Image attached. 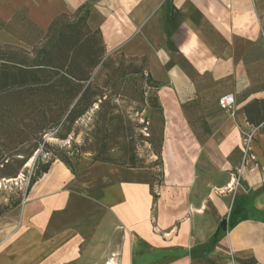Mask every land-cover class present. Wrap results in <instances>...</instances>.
I'll list each match as a JSON object with an SVG mask.
<instances>
[{"label": "crops", "instance_id": "crops-1", "mask_svg": "<svg viewBox=\"0 0 264 264\" xmlns=\"http://www.w3.org/2000/svg\"><path fill=\"white\" fill-rule=\"evenodd\" d=\"M84 4L106 51L160 82L162 176L56 160L0 216V264H264V122L245 112L264 99V0H0V42L24 44L19 11L44 31Z\"/></svg>", "mask_w": 264, "mask_h": 264}, {"label": "trees", "instance_id": "trees-1", "mask_svg": "<svg viewBox=\"0 0 264 264\" xmlns=\"http://www.w3.org/2000/svg\"><path fill=\"white\" fill-rule=\"evenodd\" d=\"M80 13L83 14L77 21L66 20L67 14L53 19L47 30L49 41L37 51L35 59L28 58V51L21 56L10 45H7L8 51L0 48V178L16 177L41 144L49 147L44 136L50 130L56 127L60 131L66 130L65 134L58 135L65 139L73 125L96 103V136L100 148L92 160L133 168H155L160 164L159 176H162L165 116L158 95L160 82L147 73L148 83L155 90L150 97L151 108L159 127L158 135L151 139L157 143L155 155L158 163L146 165L138 155L130 128L125 125L121 114L114 113L115 105L111 104V97L106 93L109 87L110 92L119 93V87L130 80L126 78L128 72L121 73L120 69H116L115 76L106 78L104 85L97 83L99 73L112 66L113 58L110 55L105 57L101 31L92 30L87 23L89 5L84 4L74 15L79 16ZM96 35L100 36L101 44L92 40ZM139 59L147 66L146 57ZM98 66V73L93 75ZM131 70L129 73L142 72L141 68L136 67ZM245 112L251 123H263L264 99L249 103ZM122 136L124 141H121ZM26 145L27 155L21 153L26 152ZM119 146L123 148L122 153H113ZM69 154L70 151L61 153L57 158L76 172L74 163L79 161L80 154ZM39 158L30 187L49 171L54 162L49 160L42 163ZM156 176L155 172L153 181L159 180ZM19 203H15V206Z\"/></svg>", "mask_w": 264, "mask_h": 264}, {"label": "rangeland", "instance_id": "rangeland-1", "mask_svg": "<svg viewBox=\"0 0 264 264\" xmlns=\"http://www.w3.org/2000/svg\"><path fill=\"white\" fill-rule=\"evenodd\" d=\"M74 13L67 14L65 19L77 21L83 14L80 13L79 16H75ZM3 24L5 23L0 21V25ZM10 29L18 32V36L24 41V44L20 46L3 44L0 42L1 50H10L7 47V45H10L13 48L12 50L19 51L21 56L24 54V51H28L29 57H27L30 60L35 59L37 51L42 46L46 45L50 38V35L47 33L48 28L44 31L36 28L34 24L26 19L22 11H19L15 15L14 24ZM92 40H96L101 44L99 35H96ZM108 55L113 58L112 66L108 69L101 70L97 78V83L104 85V80L106 78L115 76L116 69H120L121 73L125 71V73L128 72L126 78H130V80L119 87V93L110 92V87L106 93L111 97V104L115 105L113 107L114 113L121 114L125 125L130 128L139 157L143 159L146 165L158 163L157 156L155 155L157 143L151 141L153 137L158 135L157 129L159 127L157 120H155L152 114L151 108L150 97L155 90L150 86V83H148L146 76L148 69L146 63L139 58L128 57L119 51H114L112 53L106 51L105 57ZM133 67L141 68L142 72L138 74L129 73L132 71L131 69ZM99 69L100 66L95 69L93 75L98 73ZM142 96L144 98H142ZM97 109L98 103H96L80 121L73 125L71 133H69L65 139L59 138L58 135L61 133L65 134L67 132L66 130L61 129L60 131L58 127L50 130L44 136L50 145L49 147H43L41 144L39 149L29 158L16 177L0 178V211H3L0 216L23 204L31 188L30 181L36 170V160L38 156H40L39 160L45 163L49 160H54V162L59 160L57 157L61 153L65 154V152L70 151L69 155H73V153L80 154L79 161L74 163L76 168H78V164L82 158L88 157L93 159L94 154L100 148L96 136V121L98 120L96 114ZM17 112L21 111L18 110ZM124 140L125 138L122 136L121 141ZM27 146L28 145H26V152L21 153L27 155ZM122 149L123 148L119 146L113 153L121 154L123 151ZM62 150L64 151L62 152ZM155 171L158 175L156 179H160V164L155 166ZM18 201H20V203L15 206V203Z\"/></svg>", "mask_w": 264, "mask_h": 264}, {"label": "built area", "instance_id": "built-area-1", "mask_svg": "<svg viewBox=\"0 0 264 264\" xmlns=\"http://www.w3.org/2000/svg\"><path fill=\"white\" fill-rule=\"evenodd\" d=\"M219 105L222 109L227 111H233V108L235 106L236 100L233 94H226L219 98L218 100ZM252 138L251 135H249V140ZM250 148L246 149V156H248L250 159H254V156L249 152Z\"/></svg>", "mask_w": 264, "mask_h": 264}, {"label": "bare ground", "instance_id": "bare-ground-1", "mask_svg": "<svg viewBox=\"0 0 264 264\" xmlns=\"http://www.w3.org/2000/svg\"><path fill=\"white\" fill-rule=\"evenodd\" d=\"M108 264H112L111 262H109Z\"/></svg>", "mask_w": 264, "mask_h": 264}]
</instances>
